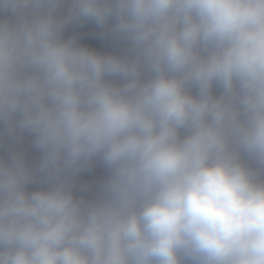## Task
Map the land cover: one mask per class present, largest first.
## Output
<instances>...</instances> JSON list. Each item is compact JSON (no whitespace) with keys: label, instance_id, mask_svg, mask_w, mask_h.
I'll return each instance as SVG.
<instances>
[{"label":"clouds","instance_id":"1","mask_svg":"<svg viewBox=\"0 0 264 264\" xmlns=\"http://www.w3.org/2000/svg\"><path fill=\"white\" fill-rule=\"evenodd\" d=\"M0 264H264V0H0Z\"/></svg>","mask_w":264,"mask_h":264},{"label":"trees","instance_id":"2","mask_svg":"<svg viewBox=\"0 0 264 264\" xmlns=\"http://www.w3.org/2000/svg\"><path fill=\"white\" fill-rule=\"evenodd\" d=\"M91 30H92L91 26H89V27H87L85 29H82V31H91ZM85 42L90 43L93 47L102 48V49H104L106 51H112L114 49V46L111 43L100 41V40L95 39V38H93L91 36L85 37ZM35 156H36L35 152H31V151L29 152V158L30 159H34ZM102 174H103L102 170H97V172L94 173V174H91V175L85 174L83 179H85V180L93 179V178L98 177V176H100Z\"/></svg>","mask_w":264,"mask_h":264}]
</instances>
